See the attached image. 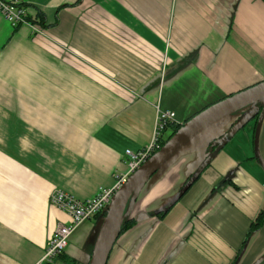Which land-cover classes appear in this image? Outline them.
<instances>
[{
  "label": "crops",
  "instance_id": "obj_1",
  "mask_svg": "<svg viewBox=\"0 0 264 264\" xmlns=\"http://www.w3.org/2000/svg\"><path fill=\"white\" fill-rule=\"evenodd\" d=\"M22 2L45 29L0 16V264L40 261L56 225L68 223L52 192L85 200L112 187L127 171L125 150L151 141L158 111L183 123L264 79V0ZM252 121L162 219L153 212L201 167L206 146L197 156L200 143L186 146L150 180L107 264H257L264 224L248 232L264 210V114L258 158ZM101 222L81 224L51 264H88Z\"/></svg>",
  "mask_w": 264,
  "mask_h": 264
},
{
  "label": "water",
  "instance_id": "obj_2",
  "mask_svg": "<svg viewBox=\"0 0 264 264\" xmlns=\"http://www.w3.org/2000/svg\"><path fill=\"white\" fill-rule=\"evenodd\" d=\"M263 100L264 79L207 105L183 122L176 132L127 178L126 182L115 192L108 206L99 214L102 222L88 264H107L109 255L118 242L123 221L124 219H130V217H128L129 211L136 203L140 192L150 180L164 170L182 149L192 143H197L195 139L196 136L200 135L204 130L214 126V124L234 113L243 112L242 115H235L225 121L226 124H228V129L225 132H220L216 138L209 139L207 136L204 137L203 140L206 141V144L204 142V147L206 146L205 152L213 148L210 155V159H212L214 155L224 147L229 139L234 137L254 119L258 109L261 107L262 110L258 115L256 125L257 128L259 127L264 114ZM223 124L225 123H220L218 127ZM257 128L254 139L256 158H258ZM214 140L218 141L212 144ZM213 146L216 147L214 148ZM258 160L261 162L260 159ZM209 163L210 160L206 164L202 161L201 167L187 177V179H189H186V183H183L178 193L164 207L154 211V215L177 203L191 188L193 183L198 179L200 173ZM140 240L141 237L136 240L133 247H136ZM257 264H264V255L259 259Z\"/></svg>",
  "mask_w": 264,
  "mask_h": 264
},
{
  "label": "built area",
  "instance_id": "obj_3",
  "mask_svg": "<svg viewBox=\"0 0 264 264\" xmlns=\"http://www.w3.org/2000/svg\"><path fill=\"white\" fill-rule=\"evenodd\" d=\"M22 0H0V16L13 28L20 25H29L32 32L44 35L43 30L27 20L26 9L22 6ZM175 114L168 111H158L156 116V131L151 141L144 148L134 152L125 150L124 163L127 171L115 177V183L110 188H99L97 194L89 199L78 200L74 197L55 190L49 197L51 206L61 210L68 218V223L59 222L49 238L44 255L36 264H51L52 261L63 255L70 236L86 221H89L103 212L110 203L115 192L126 182L127 178L136 171L154 152L159 149L158 140L161 131L171 124H179L174 121ZM173 122V123H172Z\"/></svg>",
  "mask_w": 264,
  "mask_h": 264
},
{
  "label": "trees",
  "instance_id": "obj_4",
  "mask_svg": "<svg viewBox=\"0 0 264 264\" xmlns=\"http://www.w3.org/2000/svg\"><path fill=\"white\" fill-rule=\"evenodd\" d=\"M22 6L26 9V12H27V20L33 24V25H36L38 28L44 30L45 29V23H44V16L39 12V11H36V13H33V14H28V6L25 4V3H22ZM33 17V18H31ZM233 94V93H232ZM231 95V94H229ZM228 96V95H227ZM262 108L260 107L258 109V112L256 114V116L254 117V119H258V115L260 114ZM170 126V125H169ZM172 126V130L171 132L169 133V135L165 138H163L162 136H160L159 140H158V146L159 148L165 143V141L173 134L176 132V130L181 126L179 124H171ZM167 128V126L165 127ZM164 128V129H165ZM214 148L216 146H213ZM189 179V178H188ZM187 179V180H188ZM186 183V182H185ZM184 183V184H185ZM170 207L164 209V210H161L159 212H157L155 214V216L159 219H162L166 213L169 211ZM136 224V221L132 218L130 219H124L123 221V224H122V227L120 229V234H119V237L126 233L127 231H129L130 229H132L133 226H135ZM264 224V210H261L258 215L256 216V218L252 221V223L250 224V229H249V232H248V235H250L251 233L257 231L262 225Z\"/></svg>",
  "mask_w": 264,
  "mask_h": 264
},
{
  "label": "rangeland",
  "instance_id": "obj_5",
  "mask_svg": "<svg viewBox=\"0 0 264 264\" xmlns=\"http://www.w3.org/2000/svg\"><path fill=\"white\" fill-rule=\"evenodd\" d=\"M169 72V71H168ZM259 82V81H258ZM254 84V83H253ZM253 84H251V85H253ZM246 86H249V85H239V86H237L236 87V89H235V91L237 90V88L238 89H240V88H245ZM241 90V89H240ZM234 91V92H235ZM262 103H264V100L262 101ZM243 114V112H237V113H234L233 115H230V116H228V117H226L225 119H223V120H221L220 122H218V123H216V124H214V126H212V127H210V128H208V129H206V130H204L200 135H198V136H196V142H198V143H200V145L198 146L199 147V150L196 152V156L199 154V152H200V149H202V148H204V144H201V142H203V139H204V137L205 136H207L209 139H212V138H216L217 136H218V134L220 133V132H225L227 129H228V125H226V126H224L225 124H226V122L225 121H227L228 119H230V118H232V117H234L235 115H242ZM225 123V124H223V125H221V126H219L218 127V125H220V123L222 124V123ZM253 125V121L252 122H250L249 124H247L242 130H240L235 136H234V138L235 139H237V138H239L241 135H243V133H245V131H247V129L249 128V127H251ZM256 125H257V122H256ZM217 127V128H216ZM256 128H257V126H256ZM256 128H255V132H256ZM259 129V127L257 128V130ZM233 138V137H232ZM258 138V137H257ZM254 139H255V133H254ZM254 139H253V153H254V155L256 154L255 153V150H254ZM238 140V139H237ZM216 141H218V140H214L213 142H212V144H214V143H216ZM227 147H228V149H229V147H230V145L228 144L227 145ZM212 149L213 148H211V149H208V150H210V151H208L207 150V152H205V150H203V152H202V154H201V156H198V157H200L201 159H202V161H203V163L204 164H206V163H208L209 162V160H210V155H211V153H212ZM258 163H259V165H260V167L263 169V171H264V166L262 165V163L258 160Z\"/></svg>",
  "mask_w": 264,
  "mask_h": 264
}]
</instances>
